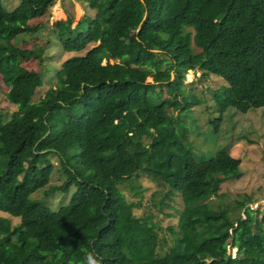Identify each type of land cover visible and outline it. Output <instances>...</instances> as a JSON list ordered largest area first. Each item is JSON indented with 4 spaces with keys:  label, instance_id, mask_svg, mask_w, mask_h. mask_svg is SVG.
<instances>
[{
    "label": "trees",
    "instance_id": "trees-1",
    "mask_svg": "<svg viewBox=\"0 0 264 264\" xmlns=\"http://www.w3.org/2000/svg\"><path fill=\"white\" fill-rule=\"evenodd\" d=\"M53 1L0 0V76L15 109L10 119L0 114V264H85L89 253L101 264H264V213L213 208L209 190L182 196L166 248L157 216L170 215L165 199L181 194L202 162L183 123L200 103L182 93L186 71L220 79L208 135L229 110L264 108V0H83L90 17L52 23L61 49L74 54L33 101L41 75L20 61L41 57L13 39L37 31ZM50 155L64 178L44 194L73 187L56 208L30 198L49 182ZM206 161L240 174L228 151ZM140 178L166 191L143 204ZM249 201L234 200L238 208Z\"/></svg>",
    "mask_w": 264,
    "mask_h": 264
},
{
    "label": "rangeland",
    "instance_id": "rangeland-1",
    "mask_svg": "<svg viewBox=\"0 0 264 264\" xmlns=\"http://www.w3.org/2000/svg\"><path fill=\"white\" fill-rule=\"evenodd\" d=\"M3 3L9 7L15 4L16 0H3ZM92 14L93 10L83 0H54L42 16L37 18L41 22L37 31L21 33L13 39L15 46L30 49L39 53L41 57L40 62L34 59L20 61L24 68L38 71L41 75V86L36 89L32 98L33 101L47 88L56 84L55 73L60 67V63L66 57L74 54L72 51L65 52L61 49L57 37L52 32V23L70 16L73 26L80 16L90 17ZM107 61L111 62L109 59ZM162 67L161 65L160 69ZM146 81L150 82L151 78L147 77ZM183 83L182 93L188 97L194 95L200 100V103L191 106L189 111L184 112L182 117L185 118L183 123L187 129L193 153L200 156L202 162L197 163L182 193L165 199L169 207H164V211L169 212L170 215L157 214L162 229L161 233L166 237L164 248L170 244V236L166 227L174 225L177 217L176 210L182 207V196L209 190L211 193L205 201L210 202L213 208L218 204L228 206L232 209V215L240 214L241 216L244 212L253 213L254 210L258 211L257 217L264 213V108L251 109L245 113L229 110L226 115L224 114L216 135H208L207 132L210 127L208 120L216 116L211 97L214 89L220 85V79L212 75H206L201 79L198 71L187 70ZM6 90L7 88L3 85L0 76V114L5 120L10 119L15 113L14 107L5 99ZM161 95L165 102L169 100L167 94L162 92ZM166 111L173 116L177 114V111L170 109V107ZM194 124L197 129L193 127ZM205 132L206 134H204ZM215 151H228L229 155L239 159V176L222 175L212 168L210 163L206 161V157L210 152ZM49 158L54 164L49 182L44 188L33 192L30 198H40L46 205L56 208L60 204L66 203L73 187H70L67 193L48 191L44 194L48 186L58 185L64 178L59 171L56 157L50 155ZM139 181L142 189L141 203L143 204L151 192L160 189L163 192L166 191V188L155 185L154 181L147 178H140ZM156 196L159 198L160 195L157 194ZM246 196L250 198V201L243 207H236L234 200ZM127 197L130 200L136 199L130 194ZM142 210L143 208L137 209L135 212L138 215ZM15 221L16 219H11L12 223ZM235 251L236 248L232 247L228 252L233 256Z\"/></svg>",
    "mask_w": 264,
    "mask_h": 264
},
{
    "label": "clouds",
    "instance_id": "clouds-1",
    "mask_svg": "<svg viewBox=\"0 0 264 264\" xmlns=\"http://www.w3.org/2000/svg\"><path fill=\"white\" fill-rule=\"evenodd\" d=\"M85 264H101V262L93 253H89L85 257Z\"/></svg>",
    "mask_w": 264,
    "mask_h": 264
}]
</instances>
